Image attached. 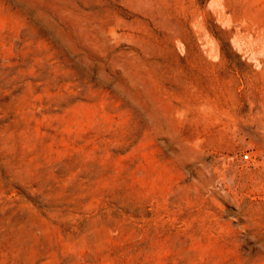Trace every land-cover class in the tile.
<instances>
[{
    "label": "rangeland",
    "instance_id": "374dc122",
    "mask_svg": "<svg viewBox=\"0 0 264 264\" xmlns=\"http://www.w3.org/2000/svg\"><path fill=\"white\" fill-rule=\"evenodd\" d=\"M0 264H264V0H0Z\"/></svg>",
    "mask_w": 264,
    "mask_h": 264
},
{
    "label": "built area",
    "instance_id": "2783aa9c",
    "mask_svg": "<svg viewBox=\"0 0 264 264\" xmlns=\"http://www.w3.org/2000/svg\"><path fill=\"white\" fill-rule=\"evenodd\" d=\"M243 157H244V158H247L248 156L245 154V155H243Z\"/></svg>",
    "mask_w": 264,
    "mask_h": 264
}]
</instances>
